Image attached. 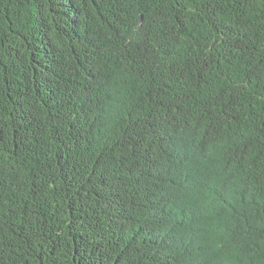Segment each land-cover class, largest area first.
Masks as SVG:
<instances>
[{
    "label": "trees",
    "instance_id": "obj_1",
    "mask_svg": "<svg viewBox=\"0 0 264 264\" xmlns=\"http://www.w3.org/2000/svg\"><path fill=\"white\" fill-rule=\"evenodd\" d=\"M0 264H264V0H0Z\"/></svg>",
    "mask_w": 264,
    "mask_h": 264
}]
</instances>
